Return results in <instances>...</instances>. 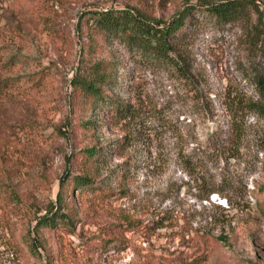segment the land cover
I'll list each match as a JSON object with an SVG mask.
<instances>
[{
	"label": "rangeland",
	"instance_id": "obj_1",
	"mask_svg": "<svg viewBox=\"0 0 264 264\" xmlns=\"http://www.w3.org/2000/svg\"><path fill=\"white\" fill-rule=\"evenodd\" d=\"M183 1L0 0V74L13 79L0 116V264H264V126L250 119L233 157L212 135L228 131L229 99L252 90L260 58L244 23L197 13L177 48L185 82L117 41L93 51L80 17L88 3L169 17ZM102 59L120 63L106 91L137 108L130 125L73 106L71 79ZM89 118L94 130L81 129ZM92 145L105 162L94 187L75 190L72 225H40Z\"/></svg>",
	"mask_w": 264,
	"mask_h": 264
},
{
	"label": "trees",
	"instance_id": "obj_2",
	"mask_svg": "<svg viewBox=\"0 0 264 264\" xmlns=\"http://www.w3.org/2000/svg\"><path fill=\"white\" fill-rule=\"evenodd\" d=\"M172 1L174 0H160V6L166 7ZM88 5L80 17L86 21L89 45L93 51L104 42L117 41L128 52L140 55L167 70H173L176 78L185 82L192 80V74L177 48L186 24L200 12L223 23H244L249 43L257 48L260 58L259 63L253 67L252 90L229 99L228 131L224 132V129L219 128L220 132L216 131L212 135L218 136L220 151L224 155L230 152L229 156L233 157L239 153L241 143L247 136L250 119L254 118L264 126V0H184L169 17L151 14L144 5L139 4ZM8 62L11 73L18 63L17 57H10ZM120 76V63L108 59L94 63L87 76L74 75L70 81L74 108L86 114L105 110L120 122L128 125L133 123L137 120V108L113 98L106 91L119 86ZM10 77L0 74V116L3 100L13 89V79ZM41 79L44 80V77ZM28 82H32L31 77H28ZM83 128L94 130L92 118L81 127ZM100 151L99 146L92 145L75 153L74 157L77 156L82 164L81 174L60 181L56 199L51 202L46 214L40 217V225L53 229L72 225V203H80L75 190L80 191L96 184L95 175L105 162ZM68 183H71L70 189ZM100 188L102 187H98L102 190ZM225 191H229L228 188H214L210 194L217 193L227 198L231 204L232 200L229 195H225Z\"/></svg>",
	"mask_w": 264,
	"mask_h": 264
}]
</instances>
